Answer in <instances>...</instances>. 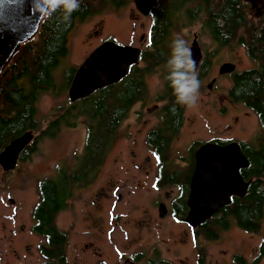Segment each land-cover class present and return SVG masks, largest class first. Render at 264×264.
Here are the masks:
<instances>
[{
    "label": "trees",
    "instance_id": "obj_1",
    "mask_svg": "<svg viewBox=\"0 0 264 264\" xmlns=\"http://www.w3.org/2000/svg\"><path fill=\"white\" fill-rule=\"evenodd\" d=\"M129 2L131 0H79V8L67 18L63 6L51 14L46 12L34 37L18 46L0 73V153L14 138L43 129L19 156V160L30 159L38 151L43 137L55 138L61 126L75 127L79 116L86 119L84 146L76 162L71 166H57L53 178L45 177L38 183L39 202L32 211L38 224L32 229L45 240L40 247L45 258L43 264H67L68 236L56 226L55 215L67 207L76 186L92 178L98 170L124 118L128 105L125 102L138 98L143 86L134 74H128L118 90L112 85L77 101L67 99V104L55 108L42 126L37 119V101L41 93L57 96L70 84L76 67L65 70L60 86L53 71L68 54L67 38L75 23L101 10L124 7ZM155 12L152 31L157 30V35L152 32L151 51L142 53L143 62L166 63L171 55L173 40L170 36L174 27L196 21L220 46L227 45L229 34L230 39L238 38L246 46L248 56L257 63L255 67L234 73L229 88L230 99L252 108L262 127L259 138L240 142L249 162L246 168L240 169V174L249 182L248 188L243 197L232 196L231 203L208 220L214 229L212 237L233 222L242 230L255 233L261 225L264 205V11L252 18L250 3L246 0H166ZM135 69L137 66H133ZM167 76L163 89L167 104L163 110L166 123L176 119V129H171L174 132L182 124L183 108L176 103ZM167 110L172 112L171 116L167 115ZM211 142L224 144L227 141ZM263 256L264 234L251 261L241 254H234L232 259L235 264H257Z\"/></svg>",
    "mask_w": 264,
    "mask_h": 264
},
{
    "label": "rangeland",
    "instance_id": "obj_2",
    "mask_svg": "<svg viewBox=\"0 0 264 264\" xmlns=\"http://www.w3.org/2000/svg\"><path fill=\"white\" fill-rule=\"evenodd\" d=\"M123 10L122 8H112L108 10H101L104 14L99 15L100 11L95 15L90 16L89 18L76 22L75 26L71 29L68 34L69 42L67 44L68 54L66 57L61 60L59 65L53 71V76L60 86L63 82V75L65 70L68 67H78L85 60L89 58L91 53L104 42L107 38H116V42L120 44H131L133 46L136 44L137 39L133 41L131 35V19L127 17L129 14V8H134L132 2ZM124 8V7H123ZM122 9V10H120ZM120 10V11H119ZM257 13L254 9L251 11V17H255ZM151 17L146 16L142 17L141 21L146 25L149 24ZM183 22H186V19H182ZM99 26H102L103 34L105 36H100L94 34V31L98 29ZM142 29H137V33H141ZM107 34V35H106ZM110 34V35H108ZM176 35L181 36L184 40L187 41L188 46L196 35V39L199 47L204 51H207V55L210 58L214 59L210 65L209 72L200 76L199 79L200 85L199 88V98L195 106L187 107L185 106V122L182 127L181 132L179 133L178 139L172 142V150L177 156L178 154H183L184 152H178L181 146L188 142L189 139L195 138L200 142L210 140V139H221V140H232V141H254L259 138L262 129L256 115L251 113H245L244 119L241 108H244L242 104H235L233 101L228 99V90L232 85L233 75L236 72H240L250 67H255L257 63L251 59L245 47L236 43H232L231 48H222L220 46L216 47V44L210 39L207 32H205L200 22L185 23L181 26H175L173 33L170 36V39L173 40ZM130 46V45H129ZM142 49L149 54L150 49L146 43L141 44ZM222 48V49H221ZM216 49V50H215ZM215 51V55H211V52ZM230 62L233 63L236 67L235 70L231 73L219 74L218 67L221 63ZM143 62H140L139 68ZM162 69H158L148 76H146V87L147 93L149 94V99L144 103L145 106L141 107L140 103H136L132 112L128 117L121 123L117 130V136L115 137V145L112 147L113 150L109 152L107 160L104 165V170L102 172V179H107L112 175L113 178L117 179V183H122L124 178L127 176L126 173L121 171V166H115L112 161V157H115L124 151V143L128 136H137L138 143L144 146L145 143V129H149L158 121V116L155 111H152L154 108L153 96L161 92L163 89V77ZM204 77V79H202ZM208 77V78H207ZM212 77H215V83L211 90L207 88L208 82ZM207 78V80H206ZM67 92H61L59 95L54 96L47 93H41L37 101V119L39 120L41 126L44 125L46 118L54 111V109L59 105L67 104ZM227 99V100H226ZM235 107V108H234ZM149 109V110H148ZM223 109H225L223 111ZM134 110H140L141 114L138 115ZM242 121L240 123V129H235V127H227L230 123H233L234 115L238 114ZM51 116V115H50ZM147 120L144 125L140 124L141 120ZM233 125V124H232ZM86 119L79 116L77 118V125L75 127H65L61 126L57 136L55 138L42 139L38 151L34 153L30 159L27 160H18L14 169L4 171L0 166V210L1 207L6 214H13L11 220L7 217L4 220L8 222L10 227L14 228L20 222L29 225L30 221V210L37 200L38 192V183L39 181L47 176H51L53 171H55L57 166H71L72 160L75 155L79 154L82 151L85 135H86ZM136 129H140L139 132ZM198 137V139H197ZM172 164L174 169L180 170L184 167V162L178 159H173ZM136 173L135 171H130L129 179L124 182L133 183L134 177L132 174ZM11 194L15 196V210L13 213V208L4 204L6 196ZM154 194V191H153ZM92 189L90 187H76V192L74 193L73 198L70 200L71 203L68 207L60 212L56 217V224L63 229H68L69 240L67 246V257L69 264H93L90 257L88 261L84 260L81 243L85 241L82 231L86 228L87 225L92 224L97 226V223H100L104 229H107L109 221V212L106 207L100 210H94L95 218L86 220V216L89 213V204L91 202ZM136 196V195H135ZM128 199L129 197L126 196ZM133 199V197H131ZM134 200L135 197H134ZM145 205L150 210V205L152 204L151 199H146L144 201ZM124 213L126 215L135 216L136 210L132 201H129ZM99 217H96L98 216ZM10 217V216H9ZM126 216L122 219L124 221ZM129 221H132V217L128 218ZM172 218H167L171 220ZM18 220V221H16ZM16 221V224H14ZM163 231L167 232H176L178 227L175 225H169L168 222L164 221ZM264 234V205H263V216L261 219V225L257 232L251 233L244 231L238 228L235 224L232 225L228 230L222 233V239L214 244L209 251V260L210 263H213L214 253L217 249L225 250L226 254L222 256L224 258H230L231 263H233V255L241 254L247 261L253 259V252H256V246L260 243ZM90 240L93 241L94 250H101L105 245V240L97 235H94ZM39 237H30L27 240V243L32 245V248L35 251L33 252V258L31 259L30 264H40V256L36 250V246L42 243ZM18 248V244H14ZM224 248V249H223ZM90 249V247L88 248ZM253 249V250H252ZM164 252L165 249L163 248ZM191 250V241L187 242L185 252ZM90 251V250H89ZM169 258L173 259V262L176 264H182L175 259L172 255H167ZM0 257L2 254L0 253ZM182 258V256H179ZM93 258V257H92ZM97 258L94 256V259ZM103 259L109 264H122L123 258L118 257L114 251L109 248V245L106 243L104 247ZM1 261V260H0ZM86 263H85V262ZM190 264L189 259L184 260ZM222 263V262H221ZM220 263V264H221ZM144 264V263H141ZM257 264H264V256Z\"/></svg>",
    "mask_w": 264,
    "mask_h": 264
},
{
    "label": "flooded vegetation",
    "instance_id": "obj_3",
    "mask_svg": "<svg viewBox=\"0 0 264 264\" xmlns=\"http://www.w3.org/2000/svg\"><path fill=\"white\" fill-rule=\"evenodd\" d=\"M163 2H166V0H156L153 7L147 14H142L140 11H138L135 8V6H134L135 9L129 8V14L127 15V17H129L132 21L130 25V28L132 30L130 32L131 33L130 36L133 38V41L137 39L136 44L138 45L133 46L131 45L132 43L126 44V45L139 48L140 56H139L138 62L136 64H132L129 67L126 75L134 74L137 81L142 83L143 92L135 100H132V101L130 100V101L125 102L128 104L127 105L128 107L126 106L125 115L121 123L132 112L136 103H140L141 107L145 106L144 103L149 99V94L147 93V87H146V76L151 74L153 71L155 72L158 69V67L162 69L161 74L163 77V89H164V79H166V76L169 72L167 62L166 63L158 62V63H154L153 65L152 61L143 62L141 60L142 53L146 52L141 47L142 43H146L147 46H149L147 50L150 49L151 51L150 36L152 35V32L155 35H157V30L154 29V31H152L153 29L152 25H153L154 17L156 14L155 11L161 4H163ZM128 4L124 6V8L123 7H119V8H122L124 10L128 6ZM258 7L260 8V12L257 13L256 16L261 15L262 12L264 11V6L262 2L258 3ZM98 14L101 15L104 13L101 12ZM146 16L151 17L148 25H146L144 22L141 21V18L146 17ZM201 27L205 32H207L210 39L213 41L214 44H216V47L220 46L218 45L217 41L213 39V37L209 34V32L202 25ZM137 29H142L141 33H137L136 32ZM102 32H103L102 26H99L98 29L94 31V34L105 36V34H103ZM230 38H231V35L229 34V36L226 37V41H225V42L229 41L227 45L220 46V47L231 48L232 43L235 41L236 43H239L240 45L246 48L244 44L238 41V38H235V39L233 38L230 39ZM115 39H116L115 37L107 38L104 42L109 41V40L116 42L117 39L116 40ZM67 40L69 42V37L67 38ZM120 45H124V44H120ZM200 52H201V55L199 59L197 58L195 59V62H196L195 71L198 74V78L201 80L200 76L207 73V71L209 72L210 65L212 64L214 59L210 58V56L206 54L207 51L205 50L203 51L201 48H200ZM214 52L215 51L211 52V55H215ZM140 62H143L141 64L143 65L141 68H139L138 66L140 65ZM133 66H137V69L133 70ZM78 67H76V70L78 69ZM219 67H218V73H219ZM76 70L73 73V76L71 78L68 88L65 89L70 102L77 101V100H80L86 97L84 96V97H78V98L72 99L71 96L73 95L75 96L76 93L81 92V90L79 89H76L70 95V87L72 85V80L74 78ZM124 77H122L120 80H118L117 82L109 86L113 85L115 89L117 90L120 89L121 86L124 85ZM202 79H204V77ZM211 80H214L213 82L214 84L215 77H212L210 81L208 82V84L211 82ZM201 84L202 83H200V85ZM208 84L206 85L208 86ZM213 84H212V87H213ZM212 87L210 89L208 87L207 88L211 90ZM162 91L157 93L155 96H153L154 108L152 111L156 112L158 116V121L149 129H145V133H146L145 143L146 144H144V146L142 147V145L138 143L137 136H128L124 143V151L119 153L116 157L115 155L112 157V161H114L113 164L115 166L120 165L122 168L121 171L128 172L126 173L127 176L124 178L123 182L117 183V179L113 178L112 175L109 176L107 179H104V180L102 179V172L104 170L105 162L107 160L109 152L113 150L112 147L115 145V139H114L110 149L108 150L106 156L103 159V162L101 163L100 167L95 172V174L92 176V178L85 181L82 185H79L82 187L87 186L88 188L90 187V189H92L91 202L88 205L89 213H88V216L85 217L86 220L89 221L90 219L95 218L94 213H93L94 210L97 211L104 207L108 209L109 218H110L108 221L109 226L107 227V229H104L100 223H97V226H94L92 224L87 225L86 228L82 231L85 241L81 243V249H82V253H83V257L85 261H88V258L86 260V257L89 254L88 257H90L93 264H109L103 259L104 247L106 246V243H107L109 245V248L112 250V252L114 251V253L118 257L123 258L124 262L122 264H141V263H144V264H176V262H173V259L169 258L167 255H172L175 259H178V261L181 262L182 264H189L187 262H184V260H188V259H189L190 264H220L221 262H222L221 264L231 263L230 258H224L222 256L223 254H226L225 250L222 251V248L219 250L217 249V251L214 253L213 263H210L208 248L214 245L211 243H216L220 241L223 237L221 236L222 233L228 230L230 227H232V225L235 223L234 222L231 223L226 229H223L220 232H218L217 236L212 237L211 234L213 232L212 230L214 229L210 227L208 220L214 214L220 212L222 208L229 205L231 203L232 196L230 198L229 204L223 206L218 212L214 213L209 219H207L205 222H203L202 224L198 226H194V227L190 226L186 222V216L189 211V206L187 204V201H188V197L190 193V181H191V177H192V174L195 168L194 155H195L196 150L199 148L200 145L207 143V142L218 140V141H227L226 143H229V142H232V140L210 139V140L200 142L199 140H195V138H191L189 139L188 142L184 143L179 149L180 151H178V152H181V151L184 152V155L178 154L176 156L172 150L171 144L173 141H176V139H178L179 133L181 132L182 127L184 125L185 106H182L183 108L182 124L176 131L173 132L171 129H176L174 127L176 126V119L174 121L170 119L169 124L168 122L167 123L165 122L166 117H165V112H164L165 110L164 106L167 104V100H166L167 96L163 95L164 91L163 93ZM228 99L231 100L229 97V90H228ZM233 102L235 104L244 105V108L238 106V108H241L242 111L245 110L244 114H242L243 119H244L245 113L247 114L251 113L253 116L256 115L258 119L257 114L252 110V108L246 106L244 102L242 101H233ZM119 106L120 105H118V107ZM224 110L225 109H223V111ZM134 111L138 115L141 114L140 110H134ZM166 113L168 116L172 115L171 111L167 110ZM241 121H242V118H240V115L238 113L234 115L233 123H230L227 127L232 126V127H235V129H240L242 128L240 125ZM258 122H259V119H258ZM145 123L147 125V120L142 119L140 121L141 125H144ZM260 129H262V127ZM40 130H43V129H37L33 132L31 131V133L33 134V137L38 136V134L40 133ZM136 131L139 132L140 129H136ZM45 138L52 139L48 136H45L42 139H45ZM40 142L41 141H39L38 143V147H39ZM196 143H197L196 147L192 150L191 147L195 145ZM212 143H216V142H212ZM238 143L240 144V142ZM78 155L79 154L75 155L71 164L76 162V157ZM173 159H178L180 161L182 160L184 162V167L180 170L174 169V165L172 164ZM190 166H192V168H190ZM189 169L192 170L191 173H189ZM130 171L136 172L132 174L135 179L134 185L132 181L131 183L124 182L129 179V176L131 175ZM54 175H55V172L53 171V174L47 177L53 178ZM153 191H154V194H153ZM75 192H76V188L74 189V193ZM37 196H38L37 200L34 202L30 210L29 225H26L20 222L18 226L16 225L14 228L10 227L8 222L5 221L4 219L8 217L11 220V216L13 214L7 215L6 212L3 211L1 207V210H0V253L2 254V257H0V260H1L0 264H30L31 259L33 258V252L35 251V247L33 249L32 245L30 243H27V240L30 237H39L41 241H43L42 243L36 246V250L40 256V264H43L45 262V258L42 256L40 252V247L44 246V243H45L44 237L41 234H37L32 229L34 225L38 224V220H36L32 216V211L35 205L39 202V190L37 192ZM126 196H128L129 199ZM131 197H133V199H131ZM134 197L136 200H134ZM15 199H16L15 196L13 195L11 196V194H8L6 196V199L3 202L7 206H10L11 209L13 208V213L15 210V202H16ZM146 199L152 200V204L150 205V210L144 203ZM70 200L67 203V207L71 203ZM129 201H132L134 205V209L137 208L139 204V208L136 210L135 216L126 215V213L123 212L124 209L126 211H134V210H128L126 208ZM161 209L165 210V214L163 216L160 215ZM63 210H65V208L56 213L55 224H56L57 215ZM125 216H126L125 220L122 221V219ZM96 217H99V215ZM130 217H132V221H129L128 218ZM168 217L172 219L168 221L167 220ZM16 221L14 224H16ZM164 221L168 222L169 225L177 226L178 230L176 232L168 231V233L163 231ZM56 226L59 229L64 230L65 234H67L68 236L67 245H66V257H67V246H68L70 231L68 229L60 228L57 224ZM209 233H210V236H208ZM94 235H97L103 238L106 242L104 247L100 251L94 250L93 241L90 240V238H92ZM189 241H191V250L188 251L187 253L185 252V249H186L187 242ZM16 243L18 244V248L14 246V244ZM89 247L90 249H88ZM163 248L165 249V252ZM254 255L255 253L253 252V256ZM94 256H96L97 258L94 259ZM179 256H182V258H180ZM67 264H69L68 257H67Z\"/></svg>",
    "mask_w": 264,
    "mask_h": 264
},
{
    "label": "water",
    "instance_id": "obj_4",
    "mask_svg": "<svg viewBox=\"0 0 264 264\" xmlns=\"http://www.w3.org/2000/svg\"><path fill=\"white\" fill-rule=\"evenodd\" d=\"M156 0H133L135 8L147 14ZM251 9L260 12L258 3L264 0H246ZM46 10L41 0H0V73L18 46L30 40L37 33ZM192 58L199 59L201 52L194 36L190 45ZM140 49L120 45L112 40L99 45L76 70L70 95L79 89L73 98L84 97L107 87L126 75L129 67L139 60ZM235 65L224 62L219 73H231ZM214 80L208 84L212 87ZM33 138L31 132L11 140L0 153V166L7 171L15 167L20 153ZM195 168L190 181L187 204L189 211L186 222L194 227L202 224L223 206L230 203L231 196L243 197L248 188L240 174V169L249 164L240 144L232 141L226 144L207 142L195 152ZM165 210L161 209L163 216Z\"/></svg>",
    "mask_w": 264,
    "mask_h": 264
},
{
    "label": "clouds",
    "instance_id": "obj_5",
    "mask_svg": "<svg viewBox=\"0 0 264 264\" xmlns=\"http://www.w3.org/2000/svg\"><path fill=\"white\" fill-rule=\"evenodd\" d=\"M41 6L51 14L63 6L65 17L79 8V0H41ZM167 76L173 89L176 103L181 106L193 107L199 98L200 81L195 71L196 62L192 58L191 48L187 41L176 35L172 41L171 55L167 61Z\"/></svg>",
    "mask_w": 264,
    "mask_h": 264
},
{
    "label": "bare ground",
    "instance_id": "obj_6",
    "mask_svg": "<svg viewBox=\"0 0 264 264\" xmlns=\"http://www.w3.org/2000/svg\"><path fill=\"white\" fill-rule=\"evenodd\" d=\"M236 67V66H235Z\"/></svg>",
    "mask_w": 264,
    "mask_h": 264
}]
</instances>
